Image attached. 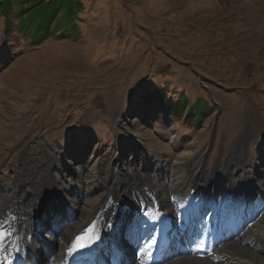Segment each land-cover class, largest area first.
I'll list each match as a JSON object with an SVG mask.
<instances>
[{
	"label": "rangeland",
	"instance_id": "rangeland-1",
	"mask_svg": "<svg viewBox=\"0 0 264 264\" xmlns=\"http://www.w3.org/2000/svg\"><path fill=\"white\" fill-rule=\"evenodd\" d=\"M80 1L75 24L40 42L16 34L14 25L4 32L0 19L1 183L28 182L37 159H54L64 176L60 194L50 196L62 199L63 211L48 215L37 235L63 238L69 198L83 185L67 191V178L95 181L106 157L131 173L139 164L154 167L159 142L187 146L208 178L219 170V194L245 183L258 192L264 0ZM193 102L206 108L197 126L184 114ZM165 155L168 170L173 159Z\"/></svg>",
	"mask_w": 264,
	"mask_h": 264
},
{
	"label": "bare ground",
	"instance_id": "bare-ground-1",
	"mask_svg": "<svg viewBox=\"0 0 264 264\" xmlns=\"http://www.w3.org/2000/svg\"><path fill=\"white\" fill-rule=\"evenodd\" d=\"M159 144L154 167L139 164L131 173L106 157L95 181L90 175L85 181L67 178V191L72 183L83 185L77 198H69L74 205L64 220L61 236L66 241L37 235L45 213L62 211V199L50 197L62 191V167H53L57 161L37 159L28 182L21 178L4 185L0 180V264H264V182L255 193L245 183L219 194L213 184L219 170L208 178L204 164L186 152L187 146L178 141L172 149ZM163 150L173 159L168 170L162 169ZM249 180L247 172L245 182ZM80 235L91 247L85 248L81 262H71L65 253ZM153 237L162 241L161 247L155 243L137 256Z\"/></svg>",
	"mask_w": 264,
	"mask_h": 264
},
{
	"label": "trees",
	"instance_id": "trees-1",
	"mask_svg": "<svg viewBox=\"0 0 264 264\" xmlns=\"http://www.w3.org/2000/svg\"><path fill=\"white\" fill-rule=\"evenodd\" d=\"M82 9L80 0H0V19L4 32H10L14 25L16 34L35 43L65 30L67 24H75ZM12 17H16L15 22ZM202 105V102H193L184 111V114L193 115L195 126L206 111L204 107L199 109ZM183 106L185 104L180 108Z\"/></svg>",
	"mask_w": 264,
	"mask_h": 264
},
{
	"label": "snow or ice",
	"instance_id": "snow-or-ice-1",
	"mask_svg": "<svg viewBox=\"0 0 264 264\" xmlns=\"http://www.w3.org/2000/svg\"><path fill=\"white\" fill-rule=\"evenodd\" d=\"M148 215L149 214H148L147 210H145L144 213H143V216L147 217ZM88 239H91V236H88ZM84 241H85V236H83V235L77 236L75 238V244L66 251L65 255L73 256L76 252H79V251L83 250L86 247L90 248L91 245L85 243ZM93 243H95V242L93 241ZM155 243H156V239L154 237L152 239H149V240L145 241L143 246L138 250L137 256L142 255L146 248L153 247L155 245ZM6 264H11V262L10 261L6 262Z\"/></svg>",
	"mask_w": 264,
	"mask_h": 264
}]
</instances>
